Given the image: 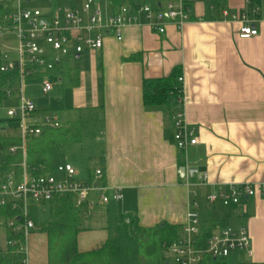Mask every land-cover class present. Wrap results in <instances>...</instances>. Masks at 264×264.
I'll return each instance as SVG.
<instances>
[{"label":"crops","instance_id":"obj_1","mask_svg":"<svg viewBox=\"0 0 264 264\" xmlns=\"http://www.w3.org/2000/svg\"><path fill=\"white\" fill-rule=\"evenodd\" d=\"M90 1L118 7L108 0ZM42 4L55 12L49 0ZM239 14H247L258 36H239L242 25L233 19ZM68 58L79 71L78 86L66 88L69 94L62 109L38 108L37 116L53 115L64 128L81 124L82 136L75 145L83 143L87 122L96 124L93 151L100 164L95 170H103L102 182L124 194L122 201L103 204L93 193L88 205L79 209L76 253L116 244L118 264H174L167 246L159 252L141 240L139 230L170 225L181 235L188 214L196 213L202 230L246 227L252 240V257L238 252L202 264H264V0H195L190 21L182 26L168 24L166 34H158L141 16L139 24L123 30L121 41L109 32L102 49L86 48ZM175 71L177 86L184 79L182 105L172 96L167 106L146 107L144 81L169 77ZM51 74L55 83L63 85L60 75ZM180 111L187 125L197 130V144L186 150L178 149L175 140L174 118ZM59 112L69 120H61ZM0 120L2 135L17 138V129L1 115ZM60 158L54 168L72 164ZM76 171L79 180L99 182L93 170L86 177ZM242 184L260 191L240 205L209 202L212 194ZM54 204L34 206L48 209L49 219L43 223L50 220ZM40 226L29 238L30 261L50 264L48 235Z\"/></svg>","mask_w":264,"mask_h":264},{"label":"built area","instance_id":"obj_2","mask_svg":"<svg viewBox=\"0 0 264 264\" xmlns=\"http://www.w3.org/2000/svg\"><path fill=\"white\" fill-rule=\"evenodd\" d=\"M45 1L0 0L6 11L0 21V71H12L16 64L19 69L18 82L0 88V111L5 112L7 125H12L19 132L17 139L20 144L11 146L9 152L13 155L21 152L23 156L21 173L13 170L0 176V220L10 234L7 248L13 250L17 264H31L29 238L36 229L30 214L31 206L54 204L67 198L81 209L88 205L93 193L99 195L103 204L124 199L120 188L102 182L104 173L101 169L94 171L97 182L79 180L76 168L70 163L59 164L52 171L39 174L28 168V142L41 136L45 130L62 128L64 123L53 115L38 117V107L24 94V83L39 76L43 80L41 92L48 96L56 87L51 73L63 59L80 54L86 48L102 49L109 32L121 41L123 30L129 25L139 24L141 16L158 34H166L168 24L182 26L190 21L191 6L195 3V0H157L155 5L124 3L113 9L90 1L77 9L48 12L40 6ZM233 19L242 25L241 38L258 36L259 31L247 14L233 16ZM12 36L19 43L14 49L7 42ZM46 45L48 48L45 49ZM11 50L16 55L15 59L9 54ZM183 81V78L179 79L181 85L174 92L179 105L183 102ZM174 119L177 148L186 150L188 146L196 145L197 130L187 125L183 112L180 111ZM259 191L257 186L242 184L229 192H216L208 200L210 203L221 201L225 206L240 205ZM202 235L198 214L189 213L180 238L167 246L174 264H202L208 258L226 259L238 252L252 257V240L246 227H228L213 232L205 247L202 246Z\"/></svg>","mask_w":264,"mask_h":264},{"label":"trees","instance_id":"obj_3","mask_svg":"<svg viewBox=\"0 0 264 264\" xmlns=\"http://www.w3.org/2000/svg\"><path fill=\"white\" fill-rule=\"evenodd\" d=\"M108 1L112 6L117 7L126 0ZM5 12L3 6L0 5V21ZM131 60H136V58H131ZM52 73L62 77L65 88H74L79 84V71L69 65V58L63 59ZM177 76L178 72L175 71L169 77L145 80L143 94L145 106L155 108L169 105L170 98L175 96ZM18 80L17 64L12 71L5 73L0 71V88L13 85ZM1 131L0 128V154H3L5 158L0 165V175H6L13 170L21 173L22 153L13 155L9 152V148L19 145L20 141L17 138L5 137ZM81 136L82 126L79 123L66 128L45 130L41 136L28 142L26 159L28 168L34 174L52 171L54 162L60 157L62 149L69 144L78 143ZM79 211L70 199L62 198L51 207L50 220L40 226V231L48 235L50 264H118L119 248L116 244H107L91 252L76 253V240L81 223ZM212 229L210 227L203 230L202 246H206ZM139 233L141 240L146 239V242L156 246L159 252L181 236L178 229L170 225L151 230L140 229ZM12 252L11 248L1 250L0 264H17Z\"/></svg>","mask_w":264,"mask_h":264},{"label":"rangeland","instance_id":"obj_4","mask_svg":"<svg viewBox=\"0 0 264 264\" xmlns=\"http://www.w3.org/2000/svg\"><path fill=\"white\" fill-rule=\"evenodd\" d=\"M89 0H49L52 5L53 11L59 9H72L75 5L85 3ZM97 1V0H95ZM104 1V0H103ZM138 3L148 2L149 0H137ZM40 6H43L41 4ZM12 47H18V40L16 37H8ZM45 48H48L46 45ZM11 56L15 57V53L11 52ZM43 84L42 79H31L24 83V94L27 98H30L36 106L41 111L57 112L63 108L64 99L68 97V90L58 81L56 83V88L49 94V96L44 95L41 92V85ZM0 115L7 119L5 112H0ZM59 117L61 120L68 121L69 116L62 112ZM97 125L91 122H87L84 129V141L81 145H69L64 148L61 154L60 160L62 162H71L74 166L81 172V177H86L88 170H95V167L100 164V161L96 159V154L94 153V141L92 134L96 132ZM3 155L0 154V165L3 161ZM82 180V179H81ZM97 195V193H94ZM31 218L34 221L36 227H39L46 219H49V212L46 208H34L31 206ZM8 231L5 223L0 220V251L7 248ZM172 260V259H171Z\"/></svg>","mask_w":264,"mask_h":264},{"label":"water","instance_id":"obj_5","mask_svg":"<svg viewBox=\"0 0 264 264\" xmlns=\"http://www.w3.org/2000/svg\"><path fill=\"white\" fill-rule=\"evenodd\" d=\"M185 171H186V169L185 168H182L181 171H180V174L181 175H184Z\"/></svg>","mask_w":264,"mask_h":264}]
</instances>
